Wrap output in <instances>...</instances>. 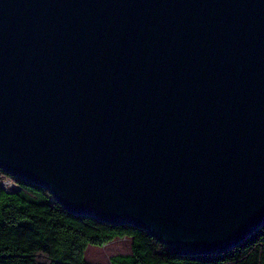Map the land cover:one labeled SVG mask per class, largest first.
Returning <instances> with one entry per match:
<instances>
[{
    "label": "water",
    "instance_id": "1",
    "mask_svg": "<svg viewBox=\"0 0 264 264\" xmlns=\"http://www.w3.org/2000/svg\"><path fill=\"white\" fill-rule=\"evenodd\" d=\"M0 168L172 253L264 226V0H0Z\"/></svg>",
    "mask_w": 264,
    "mask_h": 264
},
{
    "label": "trees",
    "instance_id": "2",
    "mask_svg": "<svg viewBox=\"0 0 264 264\" xmlns=\"http://www.w3.org/2000/svg\"><path fill=\"white\" fill-rule=\"evenodd\" d=\"M123 238L132 239V253L111 264H264V226L222 254H176L135 226L71 214L44 187L0 168V264H89V246Z\"/></svg>",
    "mask_w": 264,
    "mask_h": 264
},
{
    "label": "rangeland",
    "instance_id": "3",
    "mask_svg": "<svg viewBox=\"0 0 264 264\" xmlns=\"http://www.w3.org/2000/svg\"><path fill=\"white\" fill-rule=\"evenodd\" d=\"M121 240L120 242H123V244H127V246H123V245H119V246H116V248H113V250L111 249L110 251L106 250L104 251V257L98 259V262H95L94 264H107L108 261H109V257L111 256H114V255H126V254H129L131 253L132 251V244H131V241H130V238H123V239H119ZM105 246L103 247H97V246H89L88 249L86 250V254L90 255V251L91 250H94V249H99V250H103ZM109 249V248H108ZM85 258H86V255H85Z\"/></svg>",
    "mask_w": 264,
    "mask_h": 264
},
{
    "label": "crops",
    "instance_id": "4",
    "mask_svg": "<svg viewBox=\"0 0 264 264\" xmlns=\"http://www.w3.org/2000/svg\"><path fill=\"white\" fill-rule=\"evenodd\" d=\"M121 240L119 239H115L114 241L110 242L109 244L105 245V247L103 248V250H99V249H94V250H91L90 251V255L88 254H85L86 255V261L89 263V264H94L95 262H98V259H100L101 257L103 258L104 257V251L107 250L110 251L111 249L113 250V248H116V246H119V245H123V246H127V244H123V242H120ZM130 241H131V244H132V239L130 238ZM109 248V249H108ZM132 253V251H131ZM131 253L129 254H126V255H120V256H127V255H130ZM114 256H119V255H114ZM112 256V257H114ZM111 256L109 257V261L107 264H111Z\"/></svg>",
    "mask_w": 264,
    "mask_h": 264
},
{
    "label": "bare ground",
    "instance_id": "5",
    "mask_svg": "<svg viewBox=\"0 0 264 264\" xmlns=\"http://www.w3.org/2000/svg\"><path fill=\"white\" fill-rule=\"evenodd\" d=\"M3 187H4L6 190H8V189L10 188L9 183H8V182H4Z\"/></svg>",
    "mask_w": 264,
    "mask_h": 264
},
{
    "label": "built area",
    "instance_id": "6",
    "mask_svg": "<svg viewBox=\"0 0 264 264\" xmlns=\"http://www.w3.org/2000/svg\"><path fill=\"white\" fill-rule=\"evenodd\" d=\"M9 183V186H10V188H12L13 187V185L10 183V182H8Z\"/></svg>",
    "mask_w": 264,
    "mask_h": 264
}]
</instances>
